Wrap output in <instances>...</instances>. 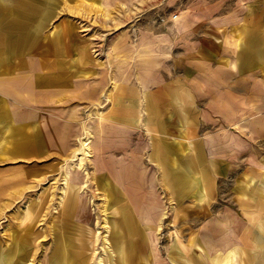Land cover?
Returning a JSON list of instances; mask_svg holds the SVG:
<instances>
[{"label":"crops","instance_id":"0c3cea01","mask_svg":"<svg viewBox=\"0 0 264 264\" xmlns=\"http://www.w3.org/2000/svg\"><path fill=\"white\" fill-rule=\"evenodd\" d=\"M23 1L0 0V27L11 31L9 44L17 53L12 69L0 68L5 100L0 129L11 122L12 134L25 131L31 142L47 148L66 141L62 134L68 127L82 135L85 125L91 126L94 156L107 158L96 172L108 181L107 201L119 204V216L107 217L115 264H164L158 233L161 191L177 204L193 199L197 205H214L228 198V179L244 174L252 181L241 185L237 179L232 197L251 196L260 205L264 23L254 20L258 17L229 23L226 32L222 19L213 17L218 6L208 0L175 10V21L163 17L160 1H144L139 12L132 10L131 0H104L99 6L84 0L73 5ZM64 10L75 12V23L66 16L46 26ZM38 13V20L31 16ZM104 45L107 52L97 59L93 48ZM76 198L68 195L59 213L65 225L51 264H89L97 248L99 221L86 225L87 208ZM253 228L255 223L251 231L235 233L241 245L247 244L244 236L259 233ZM202 234L205 258L219 235L211 228ZM75 235L80 243L73 242ZM196 251L179 244L171 253L187 255L183 262L176 260L179 264H209L194 257ZM235 251L240 257L231 264H254L255 252L264 254V242L251 255ZM9 262L0 254V264Z\"/></svg>","mask_w":264,"mask_h":264},{"label":"rangeland","instance_id":"374dc122","mask_svg":"<svg viewBox=\"0 0 264 264\" xmlns=\"http://www.w3.org/2000/svg\"><path fill=\"white\" fill-rule=\"evenodd\" d=\"M18 1L24 3L23 0ZM61 1L72 5L76 3V0ZM103 1L84 0V3L99 6ZM131 1L132 10L139 12L140 6L146 0ZM150 1L163 2L162 15L166 17L174 14L175 10H187L189 6L198 5L207 0H175V3H172L174 0ZM208 1L213 6L219 7L213 17L222 19L226 32L228 28H232L231 25H228L229 23L251 21L252 17H258L254 20L264 23V0ZM31 16L37 20L40 18L39 13L31 14ZM66 16H69L70 21L76 22L75 12L64 10L54 13L46 26L50 27ZM25 27L28 28L30 25ZM98 27L101 28L99 25ZM233 30L235 32L234 28ZM10 35L11 31L0 27V68L7 71L16 65L15 59L17 58V53L13 51L14 46L9 44L12 41ZM106 48L105 45L102 48L94 47V56L97 59L101 58L106 54ZM96 50L100 51L101 56H96ZM11 58L14 59L13 62ZM2 100L4 99L0 95V102ZM0 107H2L1 103ZM13 109L9 110L13 111ZM8 126L11 127V122L8 123ZM8 126L0 129V254L7 256L10 261L8 264H51L49 262L51 252L57 246V241L61 238L59 235H62L64 231L62 227L65 225V220L59 213L70 195L74 198L77 196L75 201L80 206L87 208L86 214H84L86 225L88 222L95 226L99 221L96 230L98 244L94 255L90 257L89 264H115V254L112 253L108 241L110 223L107 221V217L113 219L115 216H119V204L107 201L105 193L108 181H103L102 175L96 172L97 164L100 161H107V158L101 159L94 156L91 126L85 125L82 135L73 133L75 130L73 126L68 127L67 134H62L67 140L61 143L50 142L49 145L47 144V148L45 143L31 142L28 139L29 136L24 134L25 131L21 134H12V130ZM52 145L53 148L49 149ZM261 161H264V158ZM237 179L241 185L243 182L247 185L252 181L249 175L240 174L236 178L233 174L227 182L229 184L228 198L223 196L214 205H197L193 199L187 200L185 204H177L163 195L162 191L160 192L163 205L158 233L160 234L159 245L163 250L164 264L183 262V258L187 255L171 253L173 248L176 249L179 244L197 249L194 255L192 253L190 255L209 264H218L219 262L220 264H231L233 260H236V256L238 259L240 257L236 254V248H241L249 255L254 249L258 250L261 242H264V196L262 197L264 188L261 191L260 205L255 204V199L252 200L251 196L246 198L243 196L234 200L232 196L235 192L232 190L235 189L234 184L238 181ZM262 179L264 180V176L261 178V182ZM160 181H162L161 178ZM72 186L75 189H72ZM116 197L120 196L116 194ZM42 207L41 216H38ZM97 213H99L100 219H98ZM217 220H221L220 223H214ZM252 223H255V229L261 235L252 231L249 233L250 236L243 237L247 244L241 245L238 241L240 237H237L235 233L243 234L247 229L251 231ZM209 228L219 237L216 236L213 239L214 243L209 245L212 248L211 253H207L203 258L201 249L205 239L202 237V233L208 231ZM226 229L227 231H223ZM255 229L253 228V230ZM256 235L262 239L256 240L254 237ZM79 239L75 235L73 242L80 243ZM230 239H232L230 247L223 248L226 244L228 245ZM229 252L231 254L228 255ZM255 253H257L255 254L257 258L254 257V264H257L258 261L264 264L262 258L264 254L259 251ZM176 260L178 261L176 262ZM246 262L247 260H239V263L246 264Z\"/></svg>","mask_w":264,"mask_h":264},{"label":"built area","instance_id":"2783aa9c","mask_svg":"<svg viewBox=\"0 0 264 264\" xmlns=\"http://www.w3.org/2000/svg\"><path fill=\"white\" fill-rule=\"evenodd\" d=\"M170 19L173 20V21L177 20L178 19V14H171L170 15ZM96 56L97 57L101 56V53H100L99 50H96Z\"/></svg>","mask_w":264,"mask_h":264}]
</instances>
